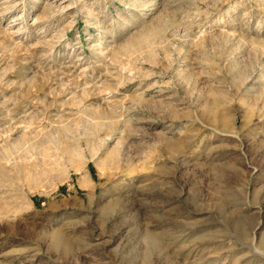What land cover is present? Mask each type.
Instances as JSON below:
<instances>
[{
    "label": "rangeland",
    "instance_id": "rangeland-1",
    "mask_svg": "<svg viewBox=\"0 0 264 264\" xmlns=\"http://www.w3.org/2000/svg\"><path fill=\"white\" fill-rule=\"evenodd\" d=\"M0 264H264V0H0Z\"/></svg>",
    "mask_w": 264,
    "mask_h": 264
},
{
    "label": "bare ground",
    "instance_id": "bare-ground-1",
    "mask_svg": "<svg viewBox=\"0 0 264 264\" xmlns=\"http://www.w3.org/2000/svg\"><path fill=\"white\" fill-rule=\"evenodd\" d=\"M226 119H227V118H226ZM226 119H225L224 117H222V118H221V122L225 124L226 122H228ZM219 120H220V119H219ZM225 120H226V121H225ZM215 123H216V122H215ZM169 144H170V143H169ZM169 147L172 148L173 145H170ZM82 185H83V182H80V186H82Z\"/></svg>",
    "mask_w": 264,
    "mask_h": 264
}]
</instances>
